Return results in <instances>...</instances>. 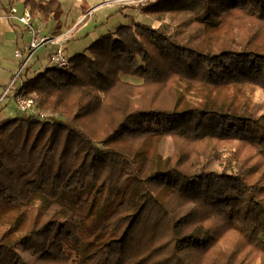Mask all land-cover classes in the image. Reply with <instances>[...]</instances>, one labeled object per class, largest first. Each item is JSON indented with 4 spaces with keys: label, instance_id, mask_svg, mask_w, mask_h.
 <instances>
[{
    "label": "trees",
    "instance_id": "obj_1",
    "mask_svg": "<svg viewBox=\"0 0 264 264\" xmlns=\"http://www.w3.org/2000/svg\"><path fill=\"white\" fill-rule=\"evenodd\" d=\"M19 1L59 31L60 0ZM143 9L173 27L130 17L14 85L59 117L0 119V179L18 173L0 186V264H264V110L240 70L260 62L264 84V0ZM52 202L62 221L26 261L13 246Z\"/></svg>",
    "mask_w": 264,
    "mask_h": 264
},
{
    "label": "rangeland",
    "instance_id": "obj_2",
    "mask_svg": "<svg viewBox=\"0 0 264 264\" xmlns=\"http://www.w3.org/2000/svg\"><path fill=\"white\" fill-rule=\"evenodd\" d=\"M9 1L10 0L1 1L0 9L2 11L5 10V7H8ZM13 1L15 2V6L18 11H22L24 7L23 3L19 0ZM147 1L148 0H60L62 13L60 15L61 28L59 31H55L57 24L53 19L44 21L41 18H38V22L45 33L55 32V34H61L63 32L69 31V33L65 35L63 48L65 53L67 52L68 55H71L75 52L83 50L99 35L107 31L114 30L120 24L128 23L130 17H133L134 20H137L141 23H148L153 27L159 26L160 23H171L169 14L163 15L161 19H157L152 15L145 13L143 6ZM85 8L87 9V12L84 13ZM33 13L39 16L38 14L40 12L36 11ZM84 17L85 19L82 21ZM74 22H76L75 25H73ZM171 24L169 26H172ZM24 36L23 42L25 43L28 41L29 37L25 33ZM55 49L56 48H52V46L40 47L37 50V53L31 59L26 70V74H28V76H33L36 72H39L44 67L50 66L51 62L48 59V55L49 53L54 52ZM13 52L8 53L3 51V58L8 57L9 59L13 55ZM2 59H0V77L4 78V84L0 85V112L2 111L0 116L2 115V117L5 118L20 115L21 113L15 108L13 90L11 88L10 91L7 92L8 94L2 97V93L7 88V83L10 82L9 80L12 78V73L10 75V70L16 68V64L14 65L8 60L4 62ZM12 59H14L13 56ZM244 62H247V60ZM250 62L251 61L245 63L243 67L240 68V70L242 72V69L244 68L245 71L242 73V75L243 77L245 75V81L248 84L254 86V99L259 104V111L262 112L264 110V84L254 77L255 72H260L261 63L258 61ZM250 64H253L252 69H250ZM124 77L130 82L135 80L141 82V79L137 77H135L136 79H132L130 76ZM227 81L228 72L222 70L217 82L225 83ZM35 109L37 113H44L46 116H50V118L58 120L59 116L55 112L52 113V111L49 110H38L36 106ZM21 115L29 116L25 114ZM34 116L38 118L36 115ZM162 123L169 125V123L166 122V119H164ZM157 151L162 158L169 157L173 154L174 144L170 135L166 134L159 140ZM205 166L208 169L216 171L221 169V165L215 159L205 162ZM17 174V168L15 165H12L10 167L8 176L2 177L0 179V186L8 185L9 182L17 176ZM58 208V204L56 202H52L41 214L37 223L34 225L33 230L27 234H21L18 241L14 244V249L22 256L24 260L32 261L42 250L47 247L49 238L52 236L56 227L62 221V218L58 213Z\"/></svg>",
    "mask_w": 264,
    "mask_h": 264
},
{
    "label": "built area",
    "instance_id": "obj_3",
    "mask_svg": "<svg viewBox=\"0 0 264 264\" xmlns=\"http://www.w3.org/2000/svg\"><path fill=\"white\" fill-rule=\"evenodd\" d=\"M0 12L4 14L7 20L18 24L21 31L29 37L28 41L23 43V45L18 47L13 53V58L16 61V68L12 71V78L3 92L2 97L8 94L7 92L10 91V88L13 90L14 85H19L22 82L31 59L40 47L56 45L55 51L48 55L51 64L60 67L69 63L68 54L65 53L63 48L65 35L69 33V31L61 34L45 33L39 25L38 18L32 14L29 8L24 6L22 11H18L14 1L9 2L8 7H5L4 11L0 9ZM14 93L13 90L15 108L21 114L36 115L41 120L52 119L44 113L36 112L34 100L31 97L14 95Z\"/></svg>",
    "mask_w": 264,
    "mask_h": 264
},
{
    "label": "crops",
    "instance_id": "obj_4",
    "mask_svg": "<svg viewBox=\"0 0 264 264\" xmlns=\"http://www.w3.org/2000/svg\"><path fill=\"white\" fill-rule=\"evenodd\" d=\"M1 1H0V3H1ZM78 20H80V19H78ZM75 24H76V22L73 23V25H75ZM49 34H53V33H49ZM24 37H25L24 33L21 31L19 25L16 24L15 22L7 20L3 16L2 12H0V59H2L4 56L3 51L10 53V52L15 51L16 48L22 46L24 43L23 42ZM52 48H56V45H52ZM12 56L9 59H8V57L3 58L2 61L5 62L8 60L10 63H13L15 65L16 61H15V59H12ZM13 70H10V75H11ZM8 83H7V86H8ZM1 84H4V78L3 77L2 78L0 77V85ZM1 112H0V114H1ZM2 118L3 117L1 115L0 119H2Z\"/></svg>",
    "mask_w": 264,
    "mask_h": 264
}]
</instances>
